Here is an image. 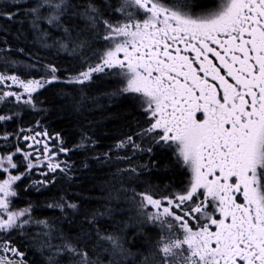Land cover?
<instances>
[{"label":"snow or ice","instance_id":"1","mask_svg":"<svg viewBox=\"0 0 264 264\" xmlns=\"http://www.w3.org/2000/svg\"><path fill=\"white\" fill-rule=\"evenodd\" d=\"M197 6L193 3L169 7L163 0H122L116 11L126 13L128 22L113 25L101 20L102 12L90 0L84 12L76 15L82 16L92 31L102 22L107 32L103 39L113 43L100 56V63L89 66L69 82L83 84L91 80L93 73L103 72L105 68H119L126 84L118 91L140 94L139 99L146 105L144 111L153 121L142 130V134L162 130L163 134L158 140L154 137V142L162 141L168 147L175 145L174 152L178 158L191 168L190 187L174 199L165 197L167 207L162 206L161 199H155L146 192L139 193L141 209L148 206L157 209L154 213L145 214L147 221L159 222L162 233L168 230L167 235H161L155 249L142 256L139 264H264V0H222L214 11L205 14L183 10ZM70 7L68 0H39L37 6L30 9L34 15L33 23L36 25L40 20H46L57 28L63 27L62 18ZM41 9L47 10L49 15L43 16ZM129 9L143 10L146 18L133 20ZM71 31L65 28L69 37ZM79 35L72 41L74 51L89 47L87 41L79 40ZM210 44L218 45L223 55ZM179 45H183V49ZM61 47L67 49L68 45L62 44ZM189 51L195 53L194 58L183 54ZM120 53H123V58H120ZM209 53L220 61L227 70V76L235 83H229L220 74L221 69L209 59ZM194 60L198 62V68L194 66ZM48 71L51 80L25 81L15 75H0V83L7 79L19 84L28 94L24 103L31 104L32 93L58 79L54 66H49ZM209 76L219 81L222 95L217 85L209 82ZM5 97H15L16 101L22 98L21 94L4 92L0 100ZM198 113L202 114V119L198 118ZM5 119L8 117L0 116V120ZM24 139L35 140V137ZM125 144L139 147L133 143L132 136L115 147L123 148ZM68 151L64 147L59 148L61 153ZM49 152L45 144L44 159L48 160L49 171L55 173L61 165L52 162ZM29 156L30 153H24L25 159ZM104 157L107 158L108 153H104ZM5 163L8 167H4ZM33 167L29 161L27 169ZM10 168H17L13 155L0 157V169L8 172ZM61 171L67 172L68 168ZM129 171L134 172L135 169ZM22 175H9L0 181V210L7 214V219L0 217V230L8 231L31 222L30 217L20 221L30 212V207L9 211V197L18 195L13 185L21 180ZM199 189H204V201L183 215L172 211L173 206L179 209L186 201H192ZM235 193L242 194L243 203L237 202ZM208 198L216 202V210L222 218H213L208 213ZM67 207L74 209L77 206L68 204ZM194 213L203 214L209 224L216 226V230L211 231L205 225L194 231L185 218ZM168 217L178 222L183 231L182 238H173L170 232L173 224L169 223ZM87 222L95 226L96 215ZM38 223L49 227L44 221ZM87 237L86 233L85 239ZM60 239L62 243L59 245L46 244L52 252L48 264H59L57 258L65 254L74 264H101L99 258L93 260L89 252L79 246V241L73 243L65 236ZM96 239L98 244L106 241L111 246L110 249L104 248L109 255L108 264H126L133 255L119 237L102 235L98 228ZM4 251L23 256L16 248L7 245ZM0 264L14 262L0 257Z\"/></svg>","mask_w":264,"mask_h":264},{"label":"trees","instance_id":"2","mask_svg":"<svg viewBox=\"0 0 264 264\" xmlns=\"http://www.w3.org/2000/svg\"><path fill=\"white\" fill-rule=\"evenodd\" d=\"M38 2L0 0V75H15L25 81L51 80L48 69L54 66L58 77L32 93L31 104L24 103L28 95L21 96L20 101H16L15 97L0 100V116L8 117L0 120V156L13 155V162L17 165L8 172L0 169V178L23 174L21 180L13 185L18 195L9 197V211L30 207V212L20 221L31 219L23 227L0 230V257L6 255L14 264H48L52 252L46 244L59 245L62 243L60 237L65 236L73 243L79 241V246L86 249L93 260L99 258L101 264H108L109 255L104 248L110 249L111 246L106 241L97 243L98 228L102 235L119 237L124 247L133 254L126 264H139L142 256L155 249L161 235L168 234L166 229L162 233L159 222L147 221L145 214L154 212L150 206L146 209L139 207V193L151 194L155 199L162 200L163 207H167L165 197L174 199L190 187V166L178 158L174 152L175 145L168 147L162 141L154 142V137L158 140L163 134L161 130L142 134V130L153 121L150 114L144 111L146 105L139 99L140 94L118 91L126 84L119 68H105L103 72L93 73L91 80L83 84L69 82L89 66L100 63V56L113 43L103 39L107 32L102 22L92 31L86 20L76 15L84 12L90 0H68L72 7L62 18L63 27L59 28L46 20L34 25L30 9L35 8ZM93 2L102 12V21L107 20L113 25L128 22L126 13L116 11L122 0ZM221 2L163 0L169 7L195 3L198 5L195 8H183L194 14L214 11ZM128 11L135 21L145 17L143 10ZM9 14L11 18H8ZM41 14L46 17L49 12L41 9ZM65 28L72 29L70 37L65 34ZM77 34H80L79 40L88 42V48L73 50L72 41L77 39ZM62 44H67V49L62 48ZM37 133H47L52 161L61 165L55 173L43 166L39 170L35 167L27 169L28 162L35 161L36 157L30 155L25 159L24 153L28 149L22 137ZM128 136H132L138 148L131 144H125L123 148L115 147ZM60 147L69 151L61 153ZM104 153H108L107 158ZM64 168L68 171H61ZM46 180L52 182L37 183ZM204 199L202 190H199L192 201H186L179 209L173 206L172 211L183 215ZM209 201L208 213L216 217L214 202ZM68 204L77 207L68 208ZM94 214L95 226L87 222ZM1 215L7 219L5 212L1 211ZM185 218L193 230L209 223L201 213ZM167 220L173 224L170 230L173 238H182L183 231L178 222L171 217ZM40 221L46 222L49 227L38 223ZM5 245L16 248L23 256L16 252H4ZM57 259L59 264H74L67 254Z\"/></svg>","mask_w":264,"mask_h":264},{"label":"rangeland","instance_id":"3","mask_svg":"<svg viewBox=\"0 0 264 264\" xmlns=\"http://www.w3.org/2000/svg\"><path fill=\"white\" fill-rule=\"evenodd\" d=\"M145 18H146V15H145L144 18H142L139 21H142ZM179 47H181V49H182L184 46L183 45H179ZM119 55H120V58H123V53H120ZM0 92H1L0 95H2L4 92H15L17 94H21V96L28 95V94L23 92V88L19 84H13L11 80H7V79L3 83H0ZM198 114H197V116H198ZM198 118L202 119L203 117L201 115V116H198ZM24 137H35V140H32V139L25 140ZM22 140L26 142L25 146L28 149L27 153H30L31 156L36 157L35 161L31 162L34 165V167L37 168V170H39L40 166H43L44 168L46 167V169H48V167H47L48 160L44 159V156H45L44 145L47 144L48 148L49 149L51 148L50 145L48 144L49 138L47 137V135H44V134H41V133H37V135L25 134L22 137ZM36 141H40V143H36ZM48 155L52 156L50 154V152L48 153ZM0 157H2V156H0ZM5 164H7V163H5ZM190 170H191V168H190ZM39 172L40 173H44L45 171H43V172L39 171ZM8 176L9 175H3L0 178V181H2L4 179H7ZM209 178L211 179V177H209ZM191 179H192V171H191ZM233 182H234V180H233ZM199 190H202V193H204V189H199ZM234 195L236 196V200H237L238 203H243V196H242L241 193H235ZM203 197L205 198L204 195H203ZM208 199H211V198H208ZM213 202H214V206H215L214 214L216 215V217H213V218L220 219V218H222L221 214L219 213L218 210H216V202L215 201H213ZM150 208H152L153 212L157 211V209L153 208L152 206H150ZM1 211L2 210H0V217H2L3 219H6L5 216L1 215ZM207 226L210 228L211 231H215L216 230V226L215 225H211V224L208 223ZM201 227H203V226H201ZM198 229H196V230H198ZM196 230H194V231H196ZM4 252H6V251H4ZM8 253H11V252H8ZM2 257L5 258V259H8V257L6 255H3ZM8 260H10V259H8ZM241 264H242V262H241Z\"/></svg>","mask_w":264,"mask_h":264},{"label":"flooded vegetation","instance_id":"4","mask_svg":"<svg viewBox=\"0 0 264 264\" xmlns=\"http://www.w3.org/2000/svg\"><path fill=\"white\" fill-rule=\"evenodd\" d=\"M210 46L216 48V50H217V51H220L221 54L223 55V50H222L218 45L210 44ZM182 49H183V48H182ZM183 54L188 55L190 59H191V58H194V56H195V53H193V52H191V51H189V52H187V53H183ZM237 54H239V53H237ZM208 55H209V59H211L212 62H213L218 68L221 69L220 74H221V75H224L225 78L229 81V83H235V81L232 80L231 77H228V76H227V70L223 68V66L220 64V61H219L218 59H216V57L213 56L211 53H209ZM193 62H194V66L198 68V67H199L198 62L195 61V60H194ZM236 67H239V65H236ZM199 74H200V75H203V73H199ZM207 79L209 80L210 83L216 84L217 87L219 86V81H214V80H212V78H211L210 76H209ZM218 91H219V93H220L221 95L223 94V90H222V89H219V87H218ZM201 115H202L201 113L198 114V116H201Z\"/></svg>","mask_w":264,"mask_h":264}]
</instances>
